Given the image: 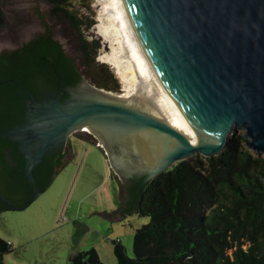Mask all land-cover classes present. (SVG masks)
<instances>
[{
	"label": "water",
	"instance_id": "water-1",
	"mask_svg": "<svg viewBox=\"0 0 264 264\" xmlns=\"http://www.w3.org/2000/svg\"><path fill=\"white\" fill-rule=\"evenodd\" d=\"M110 4L138 78L136 98L126 100L86 77L66 90V100L38 102L30 95L26 121L0 130L17 144L34 188L22 206L0 193L9 211L38 198L34 169L77 132L97 140L126 191L128 181L142 179V188L197 155L220 156L237 130L248 149L264 156V0Z\"/></svg>",
	"mask_w": 264,
	"mask_h": 264
},
{
	"label": "trees",
	"instance_id": "trees-1",
	"mask_svg": "<svg viewBox=\"0 0 264 264\" xmlns=\"http://www.w3.org/2000/svg\"><path fill=\"white\" fill-rule=\"evenodd\" d=\"M42 1L81 35L83 27L90 26L80 19V9L74 4L77 0ZM82 37L81 65L68 55L47 25L43 35L15 51L0 52V121L13 123L15 117L20 118L23 110L17 112L21 102L18 93L46 92L55 86L57 73L76 85L87 68L100 66L95 63L99 47ZM103 67H99L95 86L119 93L120 85ZM110 81L115 84H108ZM246 143L244 134L232 135L218 157L197 155L142 188V179L132 182L129 206L150 222L136 231L134 258L120 242L115 243L118 264H264V158L255 156ZM10 146L14 148L0 135V193L22 206L29 195L18 203L12 199L14 184L4 158V150ZM18 165L19 175L23 163L18 161ZM57 174L58 170L52 171L43 191ZM5 210L10 209L0 201V212ZM9 252L11 245L0 238L1 260ZM69 264L103 263L93 250L74 254Z\"/></svg>",
	"mask_w": 264,
	"mask_h": 264
},
{
	"label": "rangeland",
	"instance_id": "rangeland-1",
	"mask_svg": "<svg viewBox=\"0 0 264 264\" xmlns=\"http://www.w3.org/2000/svg\"><path fill=\"white\" fill-rule=\"evenodd\" d=\"M74 4L80 9V19L90 25L83 27L82 35L99 47L95 63L104 66L120 85L117 94H124L116 70L101 59L110 52L97 29L102 4L98 0H77ZM0 6V52L15 51L42 34L47 25L68 55L81 65L83 37L64 17L54 14L52 6L42 0H0ZM100 66L87 68L85 77L94 86ZM239 134L244 131L237 130L233 136ZM76 136L71 140L74 157L52 184L25 210L0 213V238L11 245V252L4 254L3 260L0 257V264H69L74 254L93 250L103 264H118L116 242L135 257L136 231L150 219L125 208L127 191L98 142L87 133ZM257 157L264 158L262 154Z\"/></svg>",
	"mask_w": 264,
	"mask_h": 264
},
{
	"label": "flooded vegetation",
	"instance_id": "flooded-vegetation-1",
	"mask_svg": "<svg viewBox=\"0 0 264 264\" xmlns=\"http://www.w3.org/2000/svg\"><path fill=\"white\" fill-rule=\"evenodd\" d=\"M44 32L45 31H43V33L40 34L39 36L43 35ZM56 77H58V78L56 80L55 86L53 85V88L46 90V92L36 91V93H32L30 91H25V93L24 92L18 93L17 95L21 99V102L17 107V109H18L17 112L20 111L19 110L20 108H22L23 113L20 115V118L18 120H16V117H15L16 123L13 122L14 125H13V123H8L5 120L0 121V130H2L3 133H5L10 128L26 121V118H25V113H26L25 100H30V95H33L37 99L38 102H43V101H48V100H53V99L56 100L60 97H63V100H66L69 97L68 92L66 90L69 88L78 87L80 85L83 77H85V75H83L81 77V80L76 85H73L70 82H66L67 79L64 80V78L62 76H60L59 73H57ZM25 94H26V96H25ZM5 100L8 101V103H9L8 98L7 99L5 98ZM8 107H9V105H8ZM5 128H7V129H5ZM82 132L87 133L85 131H82ZM78 133H80V132L74 133L72 136H70V138L68 139V141L65 145H63L62 147H60L58 149H54L53 151H51L47 155H45L43 158V162L40 163L38 166H36V168L34 169L33 176H34L37 184L39 185V187L42 189V191H43L44 183H46V181L49 179L52 171L58 170V172H59L62 168H64V166L68 165L72 161V159L74 157L75 147L73 146L71 140H72V138H77L78 136H76V135ZM94 140L97 141L95 138H94ZM6 141H8V140H6ZM9 143L13 144L14 148L16 149V150H14V148L12 146H10L4 150V158H5V161L8 165V167H9L6 172L8 174H10V176H11L10 178H12V181L14 184L13 193H15V196L12 199L13 200H16L17 198L22 199L28 195H29V197H28V199H29L34 192V188H33V185L28 181V179L26 178V176L24 174L25 159H24L23 155L20 154V152L17 148V144L14 142H10V141H9ZM14 151H15V153H14ZM18 161H21L23 163V170L21 172H19L20 173L19 175H18V170H17L19 167ZM14 172H16V173H14ZM134 181H138V179L130 180L127 182V186H126L127 193L129 192V189L132 187L131 185H132V182H134ZM128 203H129V201L126 203V207H128V205H129ZM133 206H134V204H133Z\"/></svg>",
	"mask_w": 264,
	"mask_h": 264
},
{
	"label": "bare ground",
	"instance_id": "bare-ground-1",
	"mask_svg": "<svg viewBox=\"0 0 264 264\" xmlns=\"http://www.w3.org/2000/svg\"><path fill=\"white\" fill-rule=\"evenodd\" d=\"M102 4V10L98 17V32L105 41L109 44L110 52L103 54L102 61L113 66L117 75L123 82L124 94L122 97L126 100H134L135 92L138 86V78L133 65L131 64L127 50L123 45L116 23L113 17V12L110 0H98ZM87 132V131H86Z\"/></svg>",
	"mask_w": 264,
	"mask_h": 264
},
{
	"label": "crops",
	"instance_id": "crops-1",
	"mask_svg": "<svg viewBox=\"0 0 264 264\" xmlns=\"http://www.w3.org/2000/svg\"><path fill=\"white\" fill-rule=\"evenodd\" d=\"M118 179V178H117ZM119 180V179H118Z\"/></svg>",
	"mask_w": 264,
	"mask_h": 264
}]
</instances>
